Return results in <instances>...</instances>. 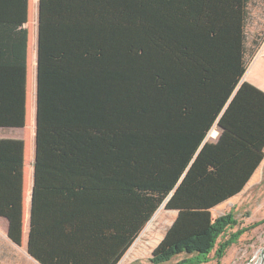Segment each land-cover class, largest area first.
Listing matches in <instances>:
<instances>
[{
	"label": "trees",
	"instance_id": "1",
	"mask_svg": "<svg viewBox=\"0 0 264 264\" xmlns=\"http://www.w3.org/2000/svg\"><path fill=\"white\" fill-rule=\"evenodd\" d=\"M251 1L38 0L35 261L119 264L170 195L179 212L155 264L201 263L236 226L209 210L264 158V123L236 110L247 85L200 149L259 49L247 58ZM28 17L29 0H0L3 130L26 126ZM24 168L25 142L0 139V218L19 246Z\"/></svg>",
	"mask_w": 264,
	"mask_h": 264
},
{
	"label": "rangeland",
	"instance_id": "2",
	"mask_svg": "<svg viewBox=\"0 0 264 264\" xmlns=\"http://www.w3.org/2000/svg\"><path fill=\"white\" fill-rule=\"evenodd\" d=\"M26 28L29 32L26 126L21 129H0V139L23 140L26 144L23 237L20 247H16L14 252L10 253L7 249L6 238L0 233V264H38L27 254L28 201L33 185L35 151L38 0H29V17ZM246 34L247 58H249L251 52L260 48L264 43V0L251 1ZM255 172L256 175L250 176L246 186L244 185L245 188L243 187L238 194L209 210L214 220L229 213L233 214L236 226L229 229L227 234L218 240L217 246L211 251L207 260L189 264H264L262 254L264 250V158ZM173 212L179 211L166 209L163 206L119 264H155L152 262L155 249L162 243L167 232L177 220L178 213L175 215ZM239 232L241 234L238 235ZM228 240L231 244L225 249L223 256L218 257L217 249L220 243ZM9 248L11 249V245ZM190 257L185 253H180L168 262L160 264H188L186 261Z\"/></svg>",
	"mask_w": 264,
	"mask_h": 264
},
{
	"label": "crops",
	"instance_id": "3",
	"mask_svg": "<svg viewBox=\"0 0 264 264\" xmlns=\"http://www.w3.org/2000/svg\"><path fill=\"white\" fill-rule=\"evenodd\" d=\"M244 84L247 85V91H246L245 95L243 96V99H242L240 105L238 106V109H236L237 112L240 114V116L246 117L247 126H249V121H251V123H255V122L259 123L260 121H262L264 123V43L260 46L256 55L254 56V58L249 63L247 70H246V73H245L241 83L239 84L235 93L231 97L229 103L227 104V106L225 107L223 112L221 113L220 117L218 118L217 122L213 126L212 130L208 134V136H207L205 142L203 143V145L201 146L200 150H202V148L206 144L215 145L220 141L221 136L224 132L223 128L220 125V121H221L222 117L224 116L225 112L227 111V109L229 108V106L231 105V103L233 102L234 98L236 97L239 89ZM25 156H26V144H25ZM34 162H35V151H34V160H33V184H34ZM25 163H26V159H25ZM255 173L256 172L254 171L253 174L256 175ZM24 177H25V168H24ZM251 178L253 179V177H251ZM245 186H246V184H245ZM245 186H244V188H245ZM30 190H31V192H30L29 201H28L29 202V231H30L33 185H32V189H30ZM171 197H172V195L169 196V198L166 200V202L169 201V199ZM166 202L159 208L157 213L160 211V209L163 206L166 207ZM157 213L155 214V216L157 215ZM173 213L175 215H177L178 212L177 213L173 212ZM153 218H152V220H153ZM23 223H24V189H23ZM8 229H9V222L5 218H0V233L5 236L6 242L8 245V248H7L8 252L11 253V252H14L16 247L19 248L20 246L15 245L9 239ZM28 238H29V233H28ZM10 245H11V249L9 248ZM4 247L6 248V246H4ZM27 254L31 259H33L28 253V241H27ZM35 262H37V261H35Z\"/></svg>",
	"mask_w": 264,
	"mask_h": 264
},
{
	"label": "water",
	"instance_id": "4",
	"mask_svg": "<svg viewBox=\"0 0 264 264\" xmlns=\"http://www.w3.org/2000/svg\"><path fill=\"white\" fill-rule=\"evenodd\" d=\"M38 40H39V35L37 34V65H38ZM36 110H37V78H36ZM35 135H36V115H35ZM262 254L264 255V250Z\"/></svg>",
	"mask_w": 264,
	"mask_h": 264
},
{
	"label": "bare ground",
	"instance_id": "5",
	"mask_svg": "<svg viewBox=\"0 0 264 264\" xmlns=\"http://www.w3.org/2000/svg\"><path fill=\"white\" fill-rule=\"evenodd\" d=\"M262 261V260H261Z\"/></svg>",
	"mask_w": 264,
	"mask_h": 264
}]
</instances>
